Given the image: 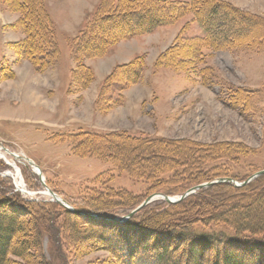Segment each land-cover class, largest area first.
<instances>
[{
    "label": "rangeland",
    "instance_id": "rangeland-1",
    "mask_svg": "<svg viewBox=\"0 0 264 264\" xmlns=\"http://www.w3.org/2000/svg\"><path fill=\"white\" fill-rule=\"evenodd\" d=\"M126 1L42 0L59 52L48 61L35 63L25 57L22 43L26 36L16 27L24 13L15 0H0V148L8 149L0 151V157L16 164L27 192L18 190L14 169L2 158L0 175L11 178L14 191L20 192L22 199L56 203L52 196L42 193L49 192L47 186L74 208L116 219L87 220L120 223L151 196L175 198L199 184L213 182L210 187L225 178L242 182L264 170V0H218L234 9L224 13L227 28L218 25L214 30L229 34L227 42L219 46L203 39L205 33L193 13L178 12L192 0H148L149 14L171 12L177 17L172 15L171 22L127 38L117 36L121 27L138 28L143 18L129 16L120 24L105 22L103 27L100 22L92 27L90 41L83 48H94L106 38L114 42L104 56L74 60L72 46L89 21L120 12ZM238 36L242 38L237 40ZM35 39L37 45H44L43 39ZM86 134L111 136L107 145L115 147L112 151L116 154H105L103 147L89 145ZM119 135L123 137L117 138ZM25 158L39 168L40 176ZM118 163L131 168H119ZM8 170L12 175L6 174ZM198 177L207 181L194 184ZM189 183L183 192L178 189ZM172 188L180 192L166 193ZM102 192L114 198L113 204L125 195L126 205L140 203L127 211L103 209V214L89 206L88 200ZM240 195L233 187L208 193L220 202ZM188 197L154 203L161 211V207L164 210ZM215 203L200 204L205 210L202 216L216 210ZM59 204L49 207L56 211L57 222L65 225L61 252L69 254L70 260L62 258L46 238L47 261L109 263L113 258L110 252L93 243L101 239L100 227H88L85 217L75 222L68 219L66 207ZM12 206L25 209L17 203ZM40 206H33L29 218L24 217L28 234L21 239L26 242H33L36 222L44 220ZM197 209H191L194 215ZM4 210L0 208V212ZM196 226L201 229L203 223ZM205 227L234 234L224 223ZM159 238L163 240L165 234ZM185 245L184 241L177 243L178 247ZM214 245L205 251L213 260L217 255L220 258L217 247L225 246L223 241ZM230 248L239 250L235 245ZM27 252V261L11 258L23 264H39L37 249L31 245Z\"/></svg>",
    "mask_w": 264,
    "mask_h": 264
},
{
    "label": "trees",
    "instance_id": "trees-1",
    "mask_svg": "<svg viewBox=\"0 0 264 264\" xmlns=\"http://www.w3.org/2000/svg\"><path fill=\"white\" fill-rule=\"evenodd\" d=\"M127 1L126 6H117V8L122 7L123 10H119L120 12L116 14L106 13L99 17L96 16L89 21L81 37L76 38L72 46L71 53L74 60L82 57L94 58L104 56L109 46L114 42L106 38L94 48H83L86 42L90 41L89 37L92 29L98 26L100 22L103 27V23L105 22L120 24L129 16L143 18L144 23L143 21L140 22L138 28L121 27L122 30L117 36L122 35L123 38H127L135 37L145 32H151L160 25L167 24L172 20L173 14L171 12L168 15L165 13L149 14V11H147L148 0ZM201 1L202 3H197V0H192L190 3L184 5V10H178V12L180 14L193 13L196 21L201 25L205 33L203 39L207 40L212 46L223 45L229 39V34L226 35L224 31L222 33H216L214 30L219 26H226L227 28L228 17L224 13L227 9H232V11L234 9L218 0ZM135 3H139V6L132 7ZM15 4L24 13L16 24V27H20L26 36V40L22 43V50L24 51L25 57L37 63V61L44 59L48 61L54 55L56 56L59 50L55 43L54 28L43 7L42 0H15ZM34 7H36L35 10ZM128 8L131 10H128ZM173 17H177V13ZM33 38L43 39L44 45H37L33 41ZM240 38L242 36H238L237 40ZM237 40L234 39L233 41ZM40 56H44V58L39 59ZM78 65L82 68L80 62H78ZM84 70L86 71V69ZM78 72L81 71L78 70ZM121 136L119 135L117 138H122L123 136ZM85 137H88V139L85 141L84 138L82 142L85 141L93 147H103L105 154L106 152L112 153L113 155L116 154L112 151L116 148L107 145L109 143L107 141L112 139L111 136L86 134ZM128 138L132 139L130 137ZM136 149L138 148L136 147ZM111 157H108V159H111ZM112 161L115 162L113 159ZM117 165L119 168H131V165L128 166L126 163H118ZM2 166L4 165L0 163L1 168ZM200 178L202 177L196 178L197 180L194 184L210 179L206 177V180L204 178L200 180ZM190 184H186L178 189L183 192L184 190L182 189L190 187ZM260 184L262 186L258 187ZM232 187L233 191L241 193L242 195L230 197V200H222L226 202H220L219 198L215 196H208L209 191L215 188L219 190L232 189ZM178 189L172 188L166 193L172 194L180 192ZM13 191L14 187L11 178L0 175V196L2 197L0 199V208L5 209L4 212H0V264H23L22 262L13 260L11 256L27 261V251L31 245L38 251L39 264H51L47 261L45 253L44 241L46 238L56 248L60 256L62 258L65 257L69 262V254L64 255L65 253L63 254L61 252L65 237V225L57 222L56 211L53 210L52 206L49 207V205L58 206L59 203L22 199L19 194L20 192L14 191L12 193ZM119 192L121 191H117V194ZM105 195L103 192L93 194L88 199L89 206L92 208L95 207L94 209L105 214L106 212L101 210L113 208V210L120 209L127 211L128 209H134L140 203V201H137V203L126 205L124 199L127 200L128 197L124 194L126 198H124L125 196L119 197V200L113 204L114 198ZM108 198L111 199L107 200ZM210 201L216 202V210L211 209L209 212H206V216L204 217L202 215L205 213V210L201 208L200 204L205 205ZM15 203L24 206L25 209L18 210L15 206L13 207L12 204ZM111 204L114 206H111ZM38 205H41L39 210L43 211V213L45 212V217L42 222H36L38 229L33 242H26L21 239L22 235L28 234L24 217L29 218L30 213L33 211L31 208L33 206L37 207ZM157 205V202L146 205L125 223L85 219L90 225L88 227L95 225L100 227L99 237L101 239L94 240L93 243H100L99 247L108 250L112 255V260L106 264H138V262L139 264H264V174L254 178L251 182L243 186H235L228 182H219L218 184L199 190L197 193L190 195L187 199L179 203L170 204L164 210L161 207V211L157 210ZM193 207L198 208L196 215L191 211ZM75 208L83 212H91L83 208ZM64 211L67 213V218L73 219V221L77 218L82 219L83 217L66 208ZM180 212L184 215H179ZM213 212L215 214L212 215ZM28 220L27 222L30 221ZM200 223H203V229L196 226ZM212 223H224L228 225L234 231L233 236L225 232L207 230L205 226H210ZM210 228L213 229V226ZM163 234H165L166 238L159 240V237ZM153 237L157 239L155 240ZM168 237H175L176 240H169ZM183 241L186 243L185 247H178L177 243H182ZM222 241L225 246L219 247V249L217 247L221 260L218 255L215 260L209 258V255L205 251L213 247L215 248L214 243L216 244ZM231 245L238 246L239 250H232L230 248ZM196 246H200L198 250L195 249L197 248Z\"/></svg>",
    "mask_w": 264,
    "mask_h": 264
},
{
    "label": "water",
    "instance_id": "water-1",
    "mask_svg": "<svg viewBox=\"0 0 264 264\" xmlns=\"http://www.w3.org/2000/svg\"><path fill=\"white\" fill-rule=\"evenodd\" d=\"M28 164L31 165L34 169V171L37 173V175L40 176V172H39V168L37 166L34 165V163L31 161V160H28ZM264 174V170L262 171H259L257 173H255L254 175L250 176L249 178H247L246 180L242 181V182H239V181H236L234 179H230V178H225V179H220L218 180V182H228V183H232L234 184L235 186H243L249 182H251L254 178L260 176V175H263ZM213 184V182H206V183H203V184H199V185H196L194 187H192L191 189L187 190L183 195L181 196H178V197H169V196H163V195H154V196H151L150 198L146 199L145 201H143L138 207H136L132 212H130L128 214V216H126V219H129L131 216H133L134 214H136L140 209H142L143 207H145L146 205L158 200V199H163L169 203L171 202H176V201H180L182 199H184L185 197H188L194 193H196L198 190L204 188V187H207L209 185ZM46 186V185H44ZM46 189L49 191V193L53 196V199L62 204L63 206H65L67 209H69L70 211L76 213V214H79L85 218H100V219H104V220H116L115 218H111V217H106V216H100V215H96L94 213H90V212H83V211H80L78 209H75L73 208L72 206H70L69 204H67L62 198H60L58 195H56V193L52 190H50L47 186H46Z\"/></svg>",
    "mask_w": 264,
    "mask_h": 264
},
{
    "label": "bare ground",
    "instance_id": "bare-ground-1",
    "mask_svg": "<svg viewBox=\"0 0 264 264\" xmlns=\"http://www.w3.org/2000/svg\"><path fill=\"white\" fill-rule=\"evenodd\" d=\"M1 157L6 161V163H8L11 166V168L14 169L13 174L16 176V184H17L18 188L27 192L26 186H25L24 181L20 175V172L18 171V168L16 167V164H14V163L10 162L9 160H7L6 158H4L3 155ZM42 193L44 195L52 196L49 192H46V191H43Z\"/></svg>",
    "mask_w": 264,
    "mask_h": 264
}]
</instances>
